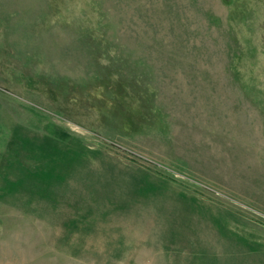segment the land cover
Wrapping results in <instances>:
<instances>
[{"label":"rangeland","instance_id":"1","mask_svg":"<svg viewBox=\"0 0 264 264\" xmlns=\"http://www.w3.org/2000/svg\"><path fill=\"white\" fill-rule=\"evenodd\" d=\"M0 264H264V0H0Z\"/></svg>","mask_w":264,"mask_h":264}]
</instances>
